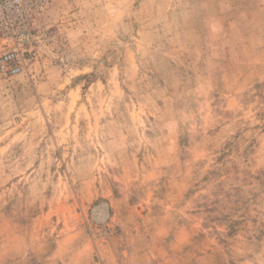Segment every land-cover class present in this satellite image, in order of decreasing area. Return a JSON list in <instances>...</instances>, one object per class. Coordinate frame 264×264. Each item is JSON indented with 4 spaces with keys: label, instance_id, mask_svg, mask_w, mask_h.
I'll return each mask as SVG.
<instances>
[{
    "label": "rangeland",
    "instance_id": "1",
    "mask_svg": "<svg viewBox=\"0 0 264 264\" xmlns=\"http://www.w3.org/2000/svg\"><path fill=\"white\" fill-rule=\"evenodd\" d=\"M0 264H264V0L0 19Z\"/></svg>",
    "mask_w": 264,
    "mask_h": 264
},
{
    "label": "built area",
    "instance_id": "2",
    "mask_svg": "<svg viewBox=\"0 0 264 264\" xmlns=\"http://www.w3.org/2000/svg\"><path fill=\"white\" fill-rule=\"evenodd\" d=\"M47 0H0V19H5L7 14H16L21 19L24 12L28 9H32L34 6H38L42 2ZM16 56L15 53L5 56V61L12 60ZM18 71V68L13 70Z\"/></svg>",
    "mask_w": 264,
    "mask_h": 264
}]
</instances>
